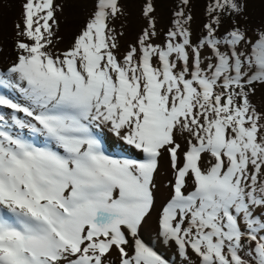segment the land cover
I'll list each match as a JSON object with an SVG mask.
<instances>
[{
	"label": "snow or ice",
	"instance_id": "6c2138e0",
	"mask_svg": "<svg viewBox=\"0 0 264 264\" xmlns=\"http://www.w3.org/2000/svg\"><path fill=\"white\" fill-rule=\"evenodd\" d=\"M251 2L202 0L194 40L192 0H176L163 33L145 0L146 26L121 52V0H94L65 49L64 5L23 0L0 63V264H171L149 229L181 264H264V26L241 24ZM162 158L169 195L153 225Z\"/></svg>",
	"mask_w": 264,
	"mask_h": 264
},
{
	"label": "rangeland",
	"instance_id": "374dc122",
	"mask_svg": "<svg viewBox=\"0 0 264 264\" xmlns=\"http://www.w3.org/2000/svg\"><path fill=\"white\" fill-rule=\"evenodd\" d=\"M12 1V0H11ZM10 0H0V17L8 15L9 12L13 13V17H21V4L23 0H14L11 4ZM64 5L62 13H58L61 23H76L83 27L86 20L89 18L93 11L94 0H58ZM15 3V4H14ZM145 0H121V4L124 10V14L113 23V27L117 32H123L124 35L118 37L120 41V51L123 52L129 43H134L137 35L141 29L146 26V21L142 18L141 10ZM193 3V16L192 22L193 39L199 35V30L203 23V4L202 0H192ZM11 4V5H10ZM156 11L153 15L157 20V29L162 33L169 27L172 10L175 8L176 0H154ZM247 24L251 30H255L264 26V4H261L259 0H253L249 4L248 20L241 21V24ZM228 24L225 23L224 28H227ZM223 31V29H222ZM249 35H252V31H249ZM72 40L63 41L59 46L60 49L67 48ZM0 63H2L0 61ZM4 64V63H3ZM254 102L258 106H264V90L259 91L254 97ZM119 151V149H116ZM131 154H136L132 152ZM138 158V154H137ZM170 179V170L166 158H162L160 161V168L156 174L157 190L155 191L156 209L153 213V225L156 216V212L166 202V198L169 195L168 189L165 187ZM146 235L151 237V243L155 246L156 250L165 255L171 262V264H181L179 257L175 254L174 249L166 248L162 244L158 243L154 233L151 229L146 230ZM113 260H115V254H113ZM195 260V258H193Z\"/></svg>",
	"mask_w": 264,
	"mask_h": 264
},
{
	"label": "bare ground",
	"instance_id": "6f19581e",
	"mask_svg": "<svg viewBox=\"0 0 264 264\" xmlns=\"http://www.w3.org/2000/svg\"><path fill=\"white\" fill-rule=\"evenodd\" d=\"M11 1V0H10ZM14 2V0L11 1ZM10 4V5H11ZM15 4V3H14ZM21 17H13V13L0 17V61L4 64L9 63L14 58L13 44L15 40V24L20 22ZM59 32L61 41L58 47L63 41H70L78 34L79 24L73 23H61L59 17ZM132 153V152H131ZM130 158H137V154H131ZM156 182V180H155Z\"/></svg>",
	"mask_w": 264,
	"mask_h": 264
}]
</instances>
